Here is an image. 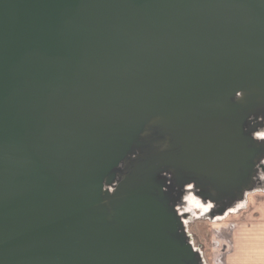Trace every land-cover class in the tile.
<instances>
[{
    "label": "water",
    "instance_id": "1",
    "mask_svg": "<svg viewBox=\"0 0 264 264\" xmlns=\"http://www.w3.org/2000/svg\"><path fill=\"white\" fill-rule=\"evenodd\" d=\"M262 127L264 0H0V264H203Z\"/></svg>",
    "mask_w": 264,
    "mask_h": 264
},
{
    "label": "crops",
    "instance_id": "2",
    "mask_svg": "<svg viewBox=\"0 0 264 264\" xmlns=\"http://www.w3.org/2000/svg\"><path fill=\"white\" fill-rule=\"evenodd\" d=\"M232 211L213 228L214 264H264V198L254 197Z\"/></svg>",
    "mask_w": 264,
    "mask_h": 264
},
{
    "label": "rangeland",
    "instance_id": "3",
    "mask_svg": "<svg viewBox=\"0 0 264 264\" xmlns=\"http://www.w3.org/2000/svg\"><path fill=\"white\" fill-rule=\"evenodd\" d=\"M255 138L264 141V127L255 134ZM264 165V161L262 163ZM258 188L247 193V198L244 202L248 204L254 197L264 198V172L259 168L258 172ZM243 202V201H241ZM241 202L236 205L239 208ZM235 205V206H236ZM237 208V209H238ZM177 210L184 220L186 232L194 245V247L201 253L203 257V264H214L211 255L210 240L213 234V228L218 226L219 220L227 218L212 217L216 212L215 205L210 202H205L199 195V191L193 185H188L183 191L182 201L178 203ZM236 211H231V214ZM236 215V214H235ZM232 217V216H231Z\"/></svg>",
    "mask_w": 264,
    "mask_h": 264
}]
</instances>
